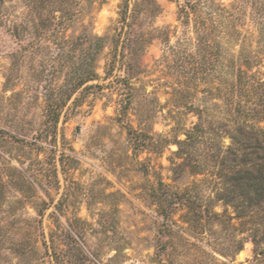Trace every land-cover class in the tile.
Instances as JSON below:
<instances>
[{"label": "rangeland", "instance_id": "obj_1", "mask_svg": "<svg viewBox=\"0 0 264 264\" xmlns=\"http://www.w3.org/2000/svg\"><path fill=\"white\" fill-rule=\"evenodd\" d=\"M249 1L220 0L238 19L236 31L219 29L223 66L234 67L217 73L229 82L248 57L258 60L248 74L264 81V30ZM130 3L140 9L146 46L128 89L102 80L123 0H73L61 22L55 0H0V264H264V205L262 219L250 220L218 202L211 210L221 217L203 228L184 219V208L163 218L153 198L159 182L197 193L202 205L214 197V177L175 178L171 161L179 163L174 143L198 123L191 107L210 121L224 116L230 100L226 85L175 72L174 62L196 44L192 17L179 19L176 0ZM94 37H107L101 54ZM176 46L180 57L171 51ZM91 59L97 78L67 99L69 73ZM128 93L125 120L117 101ZM52 103L64 104L54 129L46 110ZM139 135L152 136L160 149L146 150L148 139ZM206 140L197 154L231 143L226 133ZM164 226L170 234H162Z\"/></svg>", "mask_w": 264, "mask_h": 264}, {"label": "trees", "instance_id": "obj_2", "mask_svg": "<svg viewBox=\"0 0 264 264\" xmlns=\"http://www.w3.org/2000/svg\"><path fill=\"white\" fill-rule=\"evenodd\" d=\"M84 1L89 4L95 2V0ZM176 2H178L180 20L188 24L190 17H192L196 44L194 53L182 55L180 64L177 61L174 62L176 64L175 72L182 76L195 75L198 77L200 75V79L203 77L211 78L220 86L226 85L224 87L227 89L230 107L225 111L224 116L219 119L211 118L210 121L202 120L201 110L191 107L193 113L196 112L198 123L185 132L184 140L174 143L177 146L174 157L179 160V163L171 161V172L174 177H180L185 172L195 176L214 177L212 180L215 187L214 197L206 199L207 203L202 205L199 202L201 198L197 193L192 194L189 189H184L183 192L172 190L168 185L159 182L158 187L154 190L153 198L161 207L162 216L165 220H169L176 211L184 208V219L188 223L194 224L196 228H203L204 224L217 221L221 217L211 210L218 202H221L224 208H232L239 218L243 216L250 220L262 219V205H264V129L261 123H264V108H262L264 81L262 82L261 79L248 74L249 68L252 64H258V60L254 57H248L245 59L247 64L245 69L238 68L231 82L224 79L217 72H221V67L227 70L234 66L231 67V64L223 66L224 62L228 63V61H222L223 44L219 38L224 28L225 30L231 28V30L236 31L237 15H230L220 0H182L181 2L176 0ZM55 3L59 7L52 13L60 12V15L55 18L59 22L64 21L61 14L70 11L73 0H55ZM248 3L256 25L261 31L264 30V0H251ZM130 4V0H123V9L118 21L119 27L117 26V33L114 36V49L111 53V59L105 65L104 78L102 79L110 80L112 78V82L128 89H131V80L135 79L141 72L140 49L146 46V42L141 41L143 35L137 26L141 14L140 9L136 4L131 7ZM74 14H70L69 18H73ZM52 19L54 18L52 17ZM58 27L57 24L54 25V28ZM94 39L99 44L98 52L101 54L106 47L107 37H94ZM177 49L179 46L172 47L171 51L180 57ZM69 74L71 77L66 90L67 99L79 87L97 78L94 59L85 64L82 71L76 76L74 71ZM220 86L217 85L214 90L218 91ZM103 87H107V85H100V90ZM130 95L128 93L127 97H120L121 99L117 101V112L121 119L126 120L127 118L128 109L132 103ZM239 96L240 100H236ZM241 99L247 100L244 105L241 103ZM214 106L218 107L215 104ZM63 108L64 104L62 103L47 105L48 117L53 118V122L50 121L53 124L49 123V127L53 129L56 127L57 118ZM205 123L207 127L204 126ZM128 127V134H131L134 130L129 124ZM223 133H226L230 138L231 143L228 147L213 143L215 144L214 147L201 148L197 154L198 149H195L198 147L196 146L197 143L205 139L210 144L216 140L220 141ZM139 136L147 137L146 150L160 149L153 142L152 136ZM136 146L139 147L138 144ZM140 147L143 148L142 145ZM136 149L138 148L136 147ZM173 181H175L174 178ZM164 228L166 231H162V234H170L169 229L166 226ZM164 246L165 244L161 250L165 249Z\"/></svg>", "mask_w": 264, "mask_h": 264}]
</instances>
